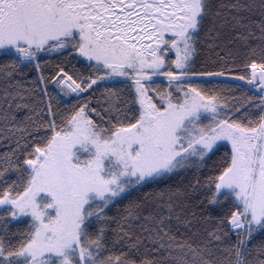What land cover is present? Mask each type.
Here are the masks:
<instances>
[{
  "label": "snow or ice",
  "instance_id": "obj_1",
  "mask_svg": "<svg viewBox=\"0 0 264 264\" xmlns=\"http://www.w3.org/2000/svg\"><path fill=\"white\" fill-rule=\"evenodd\" d=\"M0 264H264V0H0Z\"/></svg>",
  "mask_w": 264,
  "mask_h": 264
}]
</instances>
